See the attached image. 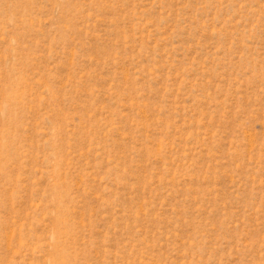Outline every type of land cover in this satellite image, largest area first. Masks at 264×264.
I'll list each match as a JSON object with an SVG mask.
<instances>
[{
	"label": "rangeland",
	"instance_id": "1",
	"mask_svg": "<svg viewBox=\"0 0 264 264\" xmlns=\"http://www.w3.org/2000/svg\"><path fill=\"white\" fill-rule=\"evenodd\" d=\"M0 264H264V0H0Z\"/></svg>",
	"mask_w": 264,
	"mask_h": 264
}]
</instances>
